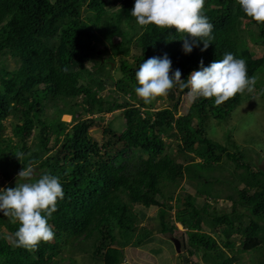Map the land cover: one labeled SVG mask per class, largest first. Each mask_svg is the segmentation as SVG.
I'll use <instances>...</instances> for the list:
<instances>
[{
  "label": "trees",
  "instance_id": "trees-1",
  "mask_svg": "<svg viewBox=\"0 0 264 264\" xmlns=\"http://www.w3.org/2000/svg\"><path fill=\"white\" fill-rule=\"evenodd\" d=\"M134 4L135 0H0L3 188L35 182L49 172L59 178L64 192L49 220L54 238L35 248L18 247L19 222L0 213V231L7 232L0 234V264H78L76 258L66 257L78 251L96 264H123V247L140 248L154 232L152 223L142 228L135 222L136 207L158 209V233L180 239L181 258L200 252V262L194 264L239 263L232 238L239 240L236 254L259 253L255 264H264V168L229 143L231 139L225 145L217 143L206 131L209 119L226 121L243 98H254L252 92L259 89L264 98L259 81L264 49L249 48L237 23L242 20L254 27L262 42L264 24L247 17L237 0H205L213 44L206 51L200 44L185 54L174 27L139 26L131 16ZM228 52L246 61L248 76L255 79L252 90L220 105L214 98H199L178 116L182 98L190 91L183 87L184 80L201 61L208 66ZM165 53L173 70H180L182 82L163 97L167 106L155 110L157 98L145 104L136 95L135 73L144 61ZM115 59L119 76H103V67L110 68ZM107 86L119 96H100ZM108 114L107 121L103 115ZM62 115L72 122L61 121ZM8 120L10 137L4 133ZM91 130L100 134V143ZM171 145L176 157L184 158L181 162L172 155ZM220 166L228 176H213ZM23 167H32L30 180L19 179ZM184 181L194 193L176 200L184 202L174 208V224L181 225L182 232L174 224L167 229L164 214L173 210L167 203ZM219 200L230 203V209L216 208Z\"/></svg>",
  "mask_w": 264,
  "mask_h": 264
},
{
  "label": "clouds",
  "instance_id": "clouds-1",
  "mask_svg": "<svg viewBox=\"0 0 264 264\" xmlns=\"http://www.w3.org/2000/svg\"><path fill=\"white\" fill-rule=\"evenodd\" d=\"M237 3L247 17L264 24V0H237ZM204 5L205 0H135L131 16L139 26L174 27L183 40L184 53L190 54L200 44H203L201 51H206L214 41L213 24L204 14ZM135 79L138 85L135 93L145 104L167 96L182 82L180 70H173L172 60L166 53L140 64ZM184 81L183 87L190 89L187 92L190 100L214 98L217 105L246 89L251 91L255 84L254 77L248 76L246 61L232 52L208 66L201 61L199 69ZM32 175V167H23L18 177L30 180ZM63 196L59 178L49 172H44L35 182H17L15 188H0V213L19 222L15 232L18 247L35 248L54 238L49 220Z\"/></svg>",
  "mask_w": 264,
  "mask_h": 264
},
{
  "label": "rangeland",
  "instance_id": "rangeland-1",
  "mask_svg": "<svg viewBox=\"0 0 264 264\" xmlns=\"http://www.w3.org/2000/svg\"><path fill=\"white\" fill-rule=\"evenodd\" d=\"M238 29L242 32V36L245 38V42L249 48H259V50L264 49V42L258 37L256 33V29L254 27L247 26L244 21H239L237 23ZM133 56H138L139 53L132 51ZM100 56V53H98ZM94 59H97L94 57ZM118 61L115 59L113 63H111L110 68L107 66L103 67L102 75H107L108 73L111 75L114 73L116 77L119 76V72L116 73L118 67ZM259 81L261 84H264V69L262 70V75L259 77ZM110 85V83L108 84ZM259 89L252 92L254 98L245 97L243 98L238 106L233 108L231 115L227 118L226 121L217 122L215 120L209 119L207 121V136L221 144H226L227 139H231V142L235 143L239 147H241V151L244 153V156L251 160L252 163L256 164L259 168H264V98H260ZM110 94L111 99H115L117 94L114 91L112 86H107L104 92L100 93V96H107ZM119 101L122 100L121 97L118 98ZM129 103L131 105H136L135 101L129 99ZM192 100L188 96H184L182 98L180 107L178 109L177 115H184L187 112V109ZM167 106V102L163 97H159L155 100L154 109H162ZM52 111L48 113V116H52ZM104 119H108L110 114L103 115ZM97 117V116H96ZM90 118V117H89ZM60 120L65 123H71L72 118L67 115H62ZM108 121V120H107ZM9 120L5 123L7 127L5 130V135L10 137V125ZM90 134L92 138L95 139L98 143H100V134H98L97 130H91ZM29 143H32L31 139ZM170 151L174 157H176V153L174 151V145L170 146ZM184 159V158H183ZM183 159H180L178 156L176 160L181 162ZM188 161V159H186ZM213 176H218L217 173L222 172L225 176H228V171L224 167H216ZM211 177V175H208ZM22 179V178H19ZM18 180V179H16ZM6 182H4L0 178V188H3ZM236 185V184H235ZM238 185V184H237ZM224 190V188H223ZM185 193L193 194L194 191L191 189L190 184L187 181L181 182L176 188V194L173 196V200L168 202L167 205L172 207L173 210L166 211L164 214V220L167 226V229H170L174 224V208L176 206H184V202L181 200L177 202L176 200L184 196ZM227 194H231V191H226ZM168 194L166 195V197ZM201 200V199H200ZM164 200H161V202ZM201 202V201H200ZM210 204H213L210 202ZM216 208L221 209L222 211H227L230 209V203L219 200L217 204H215ZM239 211H243L241 208H238ZM158 209L151 208L148 210L136 207V219L135 222L138 223L139 227H146L149 223H152V227L154 229L153 236L150 241L140 248H132L128 245L124 246V262L123 264H186L184 263L185 259H189L187 264H194L200 262L201 254L200 252H196L194 256H189L184 253V258H181L182 247H180V252L176 253L174 245L172 243V238L181 242L180 239L174 234H165L161 235L158 233V219L156 218ZM178 230L184 232V228H182L179 224H174ZM0 234L6 236L7 232L5 230H1ZM212 237L218 240V236L216 234H212ZM232 241L235 242L237 248L234 249V255L239 259V263L236 264H255L260 260L259 253H247V254H236L237 249H239V240L235 239ZM181 244V243H180ZM87 245V244H86ZM87 246L83 245V249H86ZM85 252L78 251L77 254L67 255L68 258H76L78 260V264H96L92 261L87 255H84ZM230 254V252H228ZM184 261V262H183ZM62 264H69L68 260H64Z\"/></svg>",
  "mask_w": 264,
  "mask_h": 264
},
{
  "label": "water",
  "instance_id": "water-1",
  "mask_svg": "<svg viewBox=\"0 0 264 264\" xmlns=\"http://www.w3.org/2000/svg\"><path fill=\"white\" fill-rule=\"evenodd\" d=\"M171 241H172V243H173V245H174V247H175V251H176V253H179V252H180V247H181L180 242L177 241V240L174 239V238H172Z\"/></svg>",
  "mask_w": 264,
  "mask_h": 264
},
{
  "label": "bare ground",
  "instance_id": "bare-ground-1",
  "mask_svg": "<svg viewBox=\"0 0 264 264\" xmlns=\"http://www.w3.org/2000/svg\"><path fill=\"white\" fill-rule=\"evenodd\" d=\"M202 180V179H201ZM205 204V203H204ZM207 206V205H206ZM190 227V226H189ZM193 227V226H192ZM175 248V247H174Z\"/></svg>",
  "mask_w": 264,
  "mask_h": 264
}]
</instances>
